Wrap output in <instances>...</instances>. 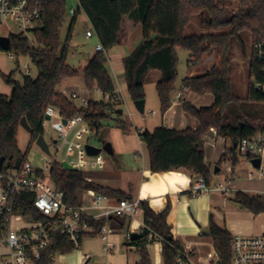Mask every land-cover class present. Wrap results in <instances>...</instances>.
I'll use <instances>...</instances> for the list:
<instances>
[{
  "label": "trees",
  "instance_id": "obj_1",
  "mask_svg": "<svg viewBox=\"0 0 264 264\" xmlns=\"http://www.w3.org/2000/svg\"><path fill=\"white\" fill-rule=\"evenodd\" d=\"M30 2L41 10V26L33 30L32 43L21 34H11L7 52L16 57H30L39 73L36 78L24 76L22 83L14 79L13 73H0L13 88L10 95L0 93V157L6 158L3 164L5 168H18L28 159L30 147L27 152H23L18 144L22 119L25 117L32 128L31 145L39 135H44L43 123L50 106L59 109L65 119L83 115L91 131L104 145L107 142L101 137L105 127L110 125L106 122L112 120L124 133L131 130L120 119L118 111L121 104L90 100L87 106H79L73 98L59 90L66 80L83 77L85 88L91 92H115L116 87L107 66V53L124 42L126 18L142 24V41L123 60L127 89L133 102L146 100L147 76L152 70H159L162 77L156 90L161 113L165 114L169 110L177 88L178 48L189 53L190 68L202 64L214 49L219 59V64L209 71L183 79L186 89L199 95L210 93L214 97V103L207 107H196L189 101H183L184 110L199 121V128L177 130L160 126L152 132L139 134L148 148L152 172H183L192 179L203 176L209 184L211 172L205 163L203 137L211 129H216L218 136L231 143L221 161L231 163L233 174L240 164V156L234 145L260 130L264 131V91L255 86L257 82H264V57L257 58L255 51L256 44L264 45V0H81V9L89 18L103 47L84 68L72 67L67 61L69 40L78 14L71 19L67 43L63 46L60 33L69 17L67 1ZM196 16L201 18L202 25L208 31L188 35L186 28ZM246 32L251 35L253 52L247 90L245 95H240L231 77V41L234 38L242 42L241 35ZM51 179L57 189L64 193V201L71 206H80L82 194L88 190L116 197L118 201L132 199L121 190L89 180L84 171L60 164L52 165ZM234 201L255 215L264 213V196L239 191ZM141 209L144 223L154 231L159 237L157 241L163 245V263L175 264L181 243L175 239L168 223L171 204L156 212L148 201H141ZM20 212L30 213L35 219L41 218L32 200L27 198L22 199ZM107 222L119 229H123L127 223L125 218L114 216L107 220H92L89 224L98 231ZM140 234V239H127L125 245L138 248L140 264H152L147 245L156 240L149 242L145 229ZM207 235L212 238L222 264H229L232 234L219 226L213 215H210ZM74 250V245L65 237L55 234L50 247L43 252L37 264H48L52 256L69 254Z\"/></svg>",
  "mask_w": 264,
  "mask_h": 264
},
{
  "label": "built area",
  "instance_id": "obj_2",
  "mask_svg": "<svg viewBox=\"0 0 264 264\" xmlns=\"http://www.w3.org/2000/svg\"><path fill=\"white\" fill-rule=\"evenodd\" d=\"M76 1L77 8L71 7L68 10V14L72 17L76 16L81 9V0ZM40 18V8L34 6L30 0H0V30L4 29L9 34L5 36H10L13 34L14 28H17L18 34L25 36L32 43L33 30L37 28L36 24L40 22ZM87 36H93L92 30L87 31ZM263 48L262 43L255 45L256 57L259 59L264 57ZM97 49L98 51L103 50L100 43L97 45ZM11 56L15 55L11 53ZM27 75H30L29 70H27ZM255 86L258 90L264 91V82H257ZM64 93L66 92L64 91ZM69 94L68 96L73 100H78L79 106L88 105L89 100L77 92ZM181 99H183L182 93H177L173 103L179 102ZM103 102L121 104L123 98L116 92L105 93ZM64 119L59 109L52 106L47 108L43 128L45 129L46 120H49L52 122V129L60 135V140L54 141L57 157L53 161H48L50 167H35L32 161L27 159L18 168H5L3 165L0 171V243L6 247L0 255V264H37V261L42 258L43 252L50 247L55 234L65 237L74 245L75 249H79L85 234L90 229L97 232V235L104 241L103 248L109 254L115 248L110 237L121 230L111 227L107 222L96 231L89 222L107 220L114 216L123 217L128 222L138 213L143 212L140 199H129L111 204L107 195L95 191H88V195L91 197L90 208L96 210L95 214H90L87 211L88 207L83 202L80 206H71L64 201V193L57 189L51 179V167L54 164L63 165L67 161L69 168L84 171L83 167L89 162L82 159L80 148H78V159L60 160L59 157L63 146H67L69 152L75 146V138L83 131L91 130L89 123L81 114L66 119V124ZM74 131V137L70 138ZM223 139L227 141L225 138ZM236 151L240 157L247 159L250 163L254 159H259V167L251 164L257 170V178L264 179V131L260 130L250 137L243 138L237 143ZM44 160L47 159L44 157ZM99 163L103 164V161L101 160ZM252 175L253 173H251ZM233 192V188L228 184L213 188L203 176H195L192 179L190 197L199 198L211 193L226 197ZM256 195L264 196V194ZM23 198L32 200L40 219H35L30 213L20 212ZM144 229L148 231L149 242L158 240L159 237L146 226L143 220L139 233H143ZM126 236L130 239L131 233H127ZM198 236L203 238L205 234L200 231ZM198 244L209 245L210 250L206 254H198L196 243L181 244L177 249L175 264H222L212 238L211 243L199 242ZM60 255L63 254L52 256L48 264H64L58 259ZM82 264L92 263L86 256ZM229 264H264V234H232Z\"/></svg>",
  "mask_w": 264,
  "mask_h": 264
},
{
  "label": "crops",
  "instance_id": "obj_3",
  "mask_svg": "<svg viewBox=\"0 0 264 264\" xmlns=\"http://www.w3.org/2000/svg\"><path fill=\"white\" fill-rule=\"evenodd\" d=\"M194 19L195 18H193L189 26L192 25ZM124 29V42L121 45L115 46L107 53V66L116 87L115 92L122 98L124 92H128L125 80V69L123 60L125 57L130 55L132 51L142 41V24L133 22L132 20L126 18L124 22ZM192 31L198 32L193 34L207 32V30L204 29L193 30V28ZM96 51L98 52L97 47ZM218 64L219 61L217 59L216 51H213L211 54L205 57L202 64L191 68L188 67L186 77L201 75L209 71L214 65ZM161 77L162 73L159 70H152L147 76V80L145 83V110L149 105V101L152 103V105L155 104V107L153 110H150V116L148 117V119L145 120L146 124L142 125L141 129H138V127H136V134L139 135V133H142L144 131L152 132L155 128L160 126H165L177 130H185L187 128H199V121L196 118L190 116L184 110L183 101H189L196 107H207L211 106L214 103L213 95L210 93L204 95L196 94L191 90L186 89L183 86L182 80L181 87H177L175 93L173 94V99L175 98L177 93H182L183 99H181L179 102L173 103L169 110L165 114H162L160 100L156 90L157 83L159 82ZM70 88L71 90H68L69 92L78 93L75 88ZM154 90L157 93L158 104H156L152 92ZM69 92L67 93L68 95H70ZM78 94H80L89 101H104V93L98 90L89 93L86 88H81L79 89ZM107 127L117 129L116 126H111V124ZM122 133L126 135V140L129 139L132 135L131 130L128 133H124L123 131ZM219 138L223 139L222 137L218 136L216 129H211L203 137V140H214V145H212V149H207V147H205L206 144L204 145L205 163L210 169V178L212 174H217L221 171L224 172V177L227 180V184L234 190L232 194H229L226 197L217 193H211L202 195L199 198H191L190 190L192 186V178L189 175L183 172L176 171L160 173L152 172L150 169V154L146 144L142 140V142L139 141L136 144L125 143V148L120 147V149L118 150L119 154L121 155L120 158L115 157L117 149L115 146L112 147L113 154L111 155L115 157L114 164L108 165L104 170L101 171H85V173L89 180H92L96 183H99L114 190H121L132 199L148 201L152 209L156 212L164 210L168 203H170L171 211L168 215V223L171 225L172 233L175 239L181 244L196 243L195 247L198 249V254H206L210 250L209 249L207 251L206 248H210V246L198 243H211V237L208 236L210 239L209 241L206 240V234L201 240H199L196 236H198V233L202 231L201 224H204L209 228L210 215H213L215 222L219 226L226 228L231 234H264V213L255 215L246 209H242L241 207H239L238 204H236V208H233L228 211L229 220L225 219L224 225L218 221V217L222 218V215L220 214V212L217 211V209H220L222 206H226V203H228L229 200L235 202L234 198L237 192L242 191L250 195L264 194V179H258L257 176H255V174L251 172V170H248L245 166H243L241 161L239 166L236 168L234 174L232 173L231 163L227 161H221L222 156L226 151V145L224 149H218L215 143L218 141ZM129 157L133 159L131 163V159H129ZM121 159L125 160L127 163L125 161H122ZM216 167L220 168L219 172L217 173L215 172ZM251 173H253L252 176ZM173 174H178L180 176L173 177ZM88 191L82 194V202L85 204L86 207H88L87 211L90 214H95L96 210L90 208L91 197L88 195ZM108 197L109 203L114 204L118 202V199L116 197ZM143 220V212L138 213L134 218L130 219L127 222V225L124 227L126 230V232L124 233V237L127 238V233H139V230L143 224ZM108 224L113 227L110 223ZM124 228L120 230L123 231ZM94 233L95 231L90 229L85 234L84 238L87 236H98ZM154 243L157 245V249L160 256L159 260L162 262L163 245L160 241H156ZM132 248H135V246L128 247L127 245H125L126 251L132 250ZM86 256L89 257L91 263L92 256L90 254H81L76 264H82ZM62 258L63 259H61V261H63L64 264H68L64 260L65 257Z\"/></svg>",
  "mask_w": 264,
  "mask_h": 264
},
{
  "label": "rangeland",
  "instance_id": "obj_4",
  "mask_svg": "<svg viewBox=\"0 0 264 264\" xmlns=\"http://www.w3.org/2000/svg\"><path fill=\"white\" fill-rule=\"evenodd\" d=\"M67 1V9L69 10L71 7L77 8V1L76 0H66ZM194 22L191 26H189L186 29V33L188 35H192L193 33H198V29H204L207 30L201 23V18L196 16L194 17ZM72 16L69 15L67 22L65 23L64 27L61 30L60 33V39L62 45H66L67 39H68V33H69V27L71 23ZM37 27L41 26L40 23L36 24ZM92 30L93 36L88 37L87 31ZM229 30V29H228ZM13 34H18V29L14 28ZM9 35L8 32L4 29L0 30V36ZM242 42L238 41L236 39H232L231 44V52H230V60H231V77L233 80V84L235 87V90L240 95H245L247 86L249 83V64L250 59L252 55V39L251 35L246 32L241 35ZM99 39L93 30L91 23L89 21V18L87 17L84 10H80V12L77 15V19L74 24L73 32L71 35V38L69 40V47L70 51L68 54L67 61L68 63L75 68H84L86 67L93 56L97 53L96 47L99 44ZM213 51H216L217 59L218 54L217 50L214 49ZM212 51V52H213ZM211 52V53H212ZM210 53V54H211ZM178 54V76H177V87L180 88L182 84V80L186 77L187 71H188V58L189 53L183 49L178 48L177 50ZM219 61V59H218ZM27 70L30 71V76L33 78H36L38 76V68L33 62V60L28 56H11L10 52H7L3 49H0V73H3L5 75H9L11 73L14 74V79L21 82L23 81L24 76H27ZM70 85V86H69ZM69 86V88H68ZM70 87L75 88L76 91L79 93V89L85 88L84 78L83 77H76L72 79L66 80L60 87L59 90L63 91L65 90V94H67L71 90ZM77 88V89H76ZM12 85L8 84L4 78L0 75V93L5 95H10L12 92ZM89 91V90H88ZM156 104H158V98L156 91H152ZM70 93V92H69ZM89 93H92L89 91ZM68 95V94H67ZM152 99V98H150ZM78 104V100L75 101ZM155 105V104H154ZM154 105L149 101V105L147 106L145 112L143 114L139 113L134 105V102L130 98V95L128 92H124L123 94V103H121L119 109L123 110V114H120V118L123 119L126 124L130 127L132 135L129 139L126 140V135L122 133V130L117 128H108L105 127V130L102 134V139L106 141L107 143H110L112 147H116L117 152L115 157L120 158L121 155L119 154L120 147H124V144H136L137 142L141 141V137H139L138 134H136L135 130L136 127L138 129H141L142 125L146 124V119L150 116V110L154 109ZM116 117V115H114ZM112 125H114V122L112 120L106 122ZM149 123V122H148ZM52 122L49 120H46L45 122V129H44V137L46 141L50 145L51 154L47 155L45 152H43L40 147L35 143L31 142V133L28 132L26 129L22 128L19 130L18 135V144L20 149L23 152H28V159H30L35 167L41 168V167H50V163H48L49 160L56 159V145L54 143L55 140H60V135L52 129ZM115 126V125H114ZM137 131V130H136ZM75 135V131L71 134L70 138H73ZM215 139V138H214ZM142 142V141H141ZM226 142V144H225ZM205 147L212 149V145H214V140H204ZM218 149H224L226 145L227 147L230 146V141H225L224 139L219 138L218 141L215 143ZM87 146L97 147V148H103L104 144L103 141H101L94 132L91 130L83 131L81 134H79L75 138V146L68 152V147L63 146L59 159H65L68 158L69 160L72 159H78V148L81 149V157L85 162H89L88 165L83 167L84 172H96L104 170L108 165L115 163V157L111 154H108L105 151H102L98 155H90L87 151ZM125 148V147H124ZM225 149V150H226ZM68 153V156H67ZM44 157L47 160H44ZM240 161L242 162L243 166H245L248 170H251L257 176V170L253 165L246 160L243 157H239ZM131 159V157H129ZM103 161V164L99 163L100 161ZM122 160V159H121ZM133 159H131L130 163ZM125 161V160H122ZM126 162V161H125ZM127 163V162H126ZM64 167L69 168L68 162L65 161L63 163ZM227 184V180L224 177V172L221 171L217 174H212L210 178V186L216 187L219 185H225ZM236 202H233L231 200L226 203V206H222L220 209H217L218 212L222 215V218L218 217V221L221 224H225V219L229 220L228 211L236 208L237 205ZM217 219V218H216ZM127 225V223H126ZM125 225V226H126ZM202 231L207 235L208 227L204 224H201ZM126 232L125 228L123 231H120L119 233L113 234L110 237V240L114 242L115 248L114 250L107 254L104 250V241L99 236H87L82 240L81 248L75 249L69 254H63L58 256V259H63L62 257H65V261L68 264H76L78 262L79 257L81 254H90L92 256L91 263H100V264H140L141 257L138 252V248H132V250L126 251L124 242L128 239L124 237V233ZM194 235V234H193ZM198 237L199 240L202 238ZM206 240H209V237L207 235ZM6 247L0 243V255L5 251ZM147 249L150 255V259L152 264H164L163 261L161 262L159 252L157 249V245L155 243H149L147 245ZM210 248H206L208 251Z\"/></svg>",
  "mask_w": 264,
  "mask_h": 264
},
{
  "label": "water",
  "instance_id": "obj_5",
  "mask_svg": "<svg viewBox=\"0 0 264 264\" xmlns=\"http://www.w3.org/2000/svg\"><path fill=\"white\" fill-rule=\"evenodd\" d=\"M10 44H11V38L10 36H0V48L8 51L10 49ZM134 105L137 109V111L141 114H143L145 112V100H139V101H135ZM119 114L123 113L122 109H119L118 111ZM47 119L49 118L48 116L46 117ZM64 123H67V120L64 119L63 120ZM21 127L26 129L28 132H32V128L30 127L29 123L27 122V119L24 117L21 121ZM36 144L40 147V149L45 152L47 155H52L51 154V150H50V146L49 143L46 141L45 137L43 134L39 135V137L36 140ZM235 148L237 146V144L234 145ZM87 151L90 155H98L100 154L102 151L107 152L108 154H113V148L112 145L110 143H106L103 148H97V147H92V146H87ZM6 161V158L4 157H0V171L3 168V164ZM251 163L255 166V167H259L260 165V160L259 159H254L251 161ZM220 168L216 167L215 168V172H219ZM141 238V234L138 232H133L130 236V240L131 241H136L138 239Z\"/></svg>",
  "mask_w": 264,
  "mask_h": 264
},
{
  "label": "bare ground",
  "instance_id": "obj_6",
  "mask_svg": "<svg viewBox=\"0 0 264 264\" xmlns=\"http://www.w3.org/2000/svg\"><path fill=\"white\" fill-rule=\"evenodd\" d=\"M178 176H180V175H178V174H173V177H178Z\"/></svg>",
  "mask_w": 264,
  "mask_h": 264
}]
</instances>
